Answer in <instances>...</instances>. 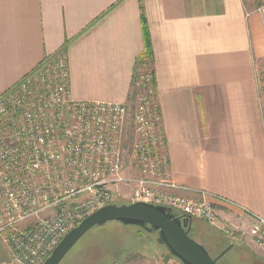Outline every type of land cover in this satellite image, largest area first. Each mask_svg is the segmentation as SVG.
<instances>
[{
	"label": "crops",
	"instance_id": "crops-1",
	"mask_svg": "<svg viewBox=\"0 0 264 264\" xmlns=\"http://www.w3.org/2000/svg\"><path fill=\"white\" fill-rule=\"evenodd\" d=\"M258 2L0 0V96L61 56L73 101L128 104L135 63L145 49L144 23L168 179L187 188L176 193H208L264 217V100L258 89L264 18L255 12ZM213 202L233 240L252 248V219ZM0 264H14L2 237Z\"/></svg>",
	"mask_w": 264,
	"mask_h": 264
},
{
	"label": "built area",
	"instance_id": "built-area-1",
	"mask_svg": "<svg viewBox=\"0 0 264 264\" xmlns=\"http://www.w3.org/2000/svg\"><path fill=\"white\" fill-rule=\"evenodd\" d=\"M255 12L264 18V0ZM138 88L129 104L73 101L66 63L59 56L0 96V108L10 103L26 122L15 124L0 109V237L14 264H43L71 229L110 203L107 187L119 184L132 187L133 203L168 207L229 236L213 201L238 208L254 218L250 240L264 256L263 218L208 193L176 195L187 188L168 179L154 93L142 83ZM130 168L133 174L125 172ZM37 182L45 185L36 187ZM50 185L52 192H60L52 195ZM82 193L91 199L68 205ZM51 209L54 215L40 218ZM34 219L32 226L21 227Z\"/></svg>",
	"mask_w": 264,
	"mask_h": 264
},
{
	"label": "rangeland",
	"instance_id": "rangeland-1",
	"mask_svg": "<svg viewBox=\"0 0 264 264\" xmlns=\"http://www.w3.org/2000/svg\"><path fill=\"white\" fill-rule=\"evenodd\" d=\"M256 1L257 0H255V2ZM260 4L261 2L259 5ZM55 61L56 60L51 61V64ZM141 70L143 71H139L138 76L144 75L146 81L140 79L135 83V86L133 85V91L136 89L139 82L149 83L150 81L149 66ZM259 76L258 89L261 99L264 100V71L259 72ZM15 95L16 93L13 96L15 97ZM30 98L33 99V96ZM11 106L10 103H6L5 107H2L6 109L9 120L15 124H26L21 113ZM131 170V168L130 171L125 169V172H131ZM131 174H133V172H131ZM44 185L43 183H35L36 187H43ZM53 187L54 185H50L49 189L52 195L60 192L58 188L52 192ZM107 190L111 195L109 204L122 205L133 203V189L131 186L119 184L109 186ZM89 199H91V195L82 193L76 199L69 201L68 205H77ZM55 213L56 211L51 209L48 213L42 214L40 218H47ZM217 214L220 218L219 221L226 223L223 218L220 217L219 213ZM247 216L250 219H254L249 215ZM261 218L264 219V217ZM34 221H36V219L22 224L21 227L26 228L32 226ZM191 221L192 230L189 235L190 238L201 245L211 258H217L223 251L231 248L219 259L218 264H264V256L253 248L254 244L251 242L252 239L250 240L252 248L247 247V249L241 243L234 241L235 239L232 238L234 237L232 231L229 236L199 219H191ZM252 224L253 220L249 228H247L249 237V230ZM241 232L244 231L242 230ZM156 240L157 234L147 233L137 227H126L116 222L107 223L102 227H96L86 233L67 254L61 264H181L178 260L170 257L166 249L157 244ZM231 244H233L232 247H230Z\"/></svg>",
	"mask_w": 264,
	"mask_h": 264
},
{
	"label": "water",
	"instance_id": "water-1",
	"mask_svg": "<svg viewBox=\"0 0 264 264\" xmlns=\"http://www.w3.org/2000/svg\"><path fill=\"white\" fill-rule=\"evenodd\" d=\"M111 222L126 227H137L147 233H156L157 244L163 246L168 254L181 264H218V260L229 249L223 251L219 257L211 258L201 245L190 238L186 229L190 228L191 219L181 218L176 211L168 207L144 202L108 204L71 229L43 264H61L86 233Z\"/></svg>",
	"mask_w": 264,
	"mask_h": 264
},
{
	"label": "trees",
	"instance_id": "trees-1",
	"mask_svg": "<svg viewBox=\"0 0 264 264\" xmlns=\"http://www.w3.org/2000/svg\"><path fill=\"white\" fill-rule=\"evenodd\" d=\"M143 32H144V38H145L144 39L145 49L142 52V54L139 55V57L137 58V61L135 63L134 74H133V85L134 86H135V83H137L142 77H144V75L143 76H138L139 70L144 69V68L146 69L147 66H149V68H150L151 65H152V55H151V51H150V48H149V43H148V40H147V37H146V26H145L144 23H143ZM50 60L51 59H48V61H50ZM45 62L46 61H44L43 64ZM149 76H150L149 83L143 82L142 84L145 85L146 87L147 86L150 87L152 89V91L154 93V97H155V78H154V73H153L152 69L150 70ZM137 89H139V88L136 87V89H134V91H132V93L135 92ZM140 89H141V87H140ZM230 247H232V245H230ZM229 249H231V248H229Z\"/></svg>",
	"mask_w": 264,
	"mask_h": 264
},
{
	"label": "flooded vegetation",
	"instance_id": "flooded-vegetation-1",
	"mask_svg": "<svg viewBox=\"0 0 264 264\" xmlns=\"http://www.w3.org/2000/svg\"><path fill=\"white\" fill-rule=\"evenodd\" d=\"M192 222V221H191ZM186 229V228H185ZM186 230H188V234L190 235V232H191V230H192V225H190V228H188V229H186ZM219 261V260H218Z\"/></svg>",
	"mask_w": 264,
	"mask_h": 264
}]
</instances>
